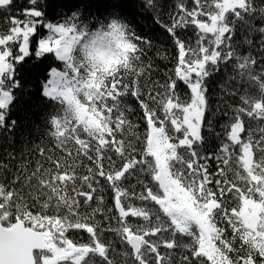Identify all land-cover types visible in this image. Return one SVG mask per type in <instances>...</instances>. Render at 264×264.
I'll return each instance as SVG.
<instances>
[{"label": "snow or ice", "instance_id": "obj_1", "mask_svg": "<svg viewBox=\"0 0 264 264\" xmlns=\"http://www.w3.org/2000/svg\"><path fill=\"white\" fill-rule=\"evenodd\" d=\"M13 3L0 0V11ZM99 6L103 18L93 12ZM163 7L162 0H29L16 15L6 13L0 134H13L9 143L18 127L9 119L16 92L32 90L20 66L51 54L62 67L51 66L39 82L40 94L56 105L45 133L54 147L22 134L15 171L0 162V177L8 173L0 179V264H117V257L122 264H264V126L245 120L264 122V0H192L191 7L177 0L167 23ZM137 16L151 17L169 34L175 57L163 48L155 55L174 59L173 67L160 69L147 57L154 44L136 33ZM189 27L194 45L178 34ZM222 65L213 107L208 82ZM156 72L162 79L152 78ZM128 96L138 113L124 103ZM134 114L143 133L129 118ZM211 137L218 144L208 151ZM83 159L92 167L81 176ZM101 179L112 192L108 209ZM130 179L135 183L123 187ZM92 203L91 213L82 212ZM113 208L117 215H110ZM105 212L107 228L93 222ZM74 231L87 233L89 242L71 239ZM106 233L116 241L106 244Z\"/></svg>", "mask_w": 264, "mask_h": 264}, {"label": "trees", "instance_id": "obj_2", "mask_svg": "<svg viewBox=\"0 0 264 264\" xmlns=\"http://www.w3.org/2000/svg\"><path fill=\"white\" fill-rule=\"evenodd\" d=\"M163 2V19L164 22H168V13L170 11H174L176 7L177 0H162ZM209 4L211 3V0H208ZM259 2V0H257ZM29 6V0H14L13 6L10 10L0 11V30L6 31L10 25H7L4 23V20L6 18V13L8 11L11 12L12 15H16L18 9H23ZM188 6H192V0H188ZM93 12L96 13V15L103 18L105 14V10L103 6H99L98 8H93ZM46 15L51 18L53 16L52 9H49ZM23 19V17H20ZM136 20L139 21L138 24H134L133 27L137 34L146 36L149 39L152 40L154 47L148 51L147 57L152 58L154 62V66H159L160 69H165V66L168 68H171L175 64V60H161L156 57L155 53L157 51V48H163L167 50V53L175 57L176 55V48L172 42L171 37L169 34L162 28L158 23L154 22L151 17H148L147 19H143L139 16L135 17ZM44 30L41 29V32ZM178 34L181 35L182 38H184L186 41H191V43L194 45L196 40V34L195 29L189 27L187 29H179ZM210 36V34H209ZM239 37H237L238 39ZM32 51L34 53L36 48L35 39H33L32 42ZM13 50L15 51V46H13ZM145 63H147V58H145ZM51 66H57L58 69H61L62 65L61 63L54 60L53 56L51 54H46L42 59L38 60L35 58L34 55H32L30 58H27L26 61L20 66L19 68V76L20 78L25 82V88L32 89L31 91H17L16 95L20 97L16 101V103L12 106V111L10 114L9 119H16L18 121V127L16 129V132L14 134V137L11 140V143L8 142L9 137H12L13 134H0V162L9 164V166L12 168L13 171H15L16 165H18L21 161L19 159V154L21 150L24 148L23 143V135H27L29 141L34 143H40L41 141L44 142V145H46L49 148H53L55 145V141L49 138L45 133L48 129V123L47 118L53 113L56 105L50 101L46 100L41 94L39 89V82L46 78V74ZM224 66H221V71L209 78V94L211 96V103L213 107L218 103V94L220 93V89L217 87V85L223 81L224 79ZM229 71L231 69L229 68ZM153 79H162L159 72L153 73L152 76ZM187 90L184 88L183 85H181V93L186 92ZM233 103H238V100H233ZM124 103L129 105L135 112L138 113V104L134 98L131 96L124 98ZM134 122L138 124V131L140 133H143L145 131L144 124L140 121L139 115H132L129 117ZM226 118L221 117L216 121V131H221L220 124L224 123ZM246 120V126L250 127H257L258 124L261 126H264V122L259 121H248V118L245 117ZM23 134V135H22ZM204 135L208 137V133L204 132ZM218 144V141L215 139V137H211L206 141V147L208 151H212L216 148ZM31 144H29V147ZM6 152H14L16 153L17 159L9 160L7 159L5 153ZM57 155H64L63 152L60 150H56ZM108 155H113L111 152L108 153ZM36 158H39L38 156ZM113 159H116L115 156H113ZM108 161L105 160L104 164L108 166ZM83 165L85 167H80L77 169L78 175H86L87 174V167H92L91 163L87 161L86 159H83ZM48 166L47 164L45 165ZM211 168L213 171H215L216 165L214 163L211 164ZM8 178V173L5 172L3 177H0V179ZM135 183L134 179H130L128 181L123 182L122 186L127 187L128 184ZM101 184L104 185L105 191L102 193L105 196V203L103 207L105 209L111 208L113 205V199H112V192L110 189L107 188L106 183L101 179ZM86 190V189H84ZM142 189L137 186L136 191L139 192ZM132 203L136 206H143L141 202L139 201H132ZM230 206H234L230 205ZM96 204L92 203L91 207H85L82 208V212L85 214L91 213L92 208H95ZM154 207L149 205L150 210ZM108 214L105 213H98L95 217H93V222L100 221L101 226L107 228L108 222L104 221V215ZM110 215H117L115 209L113 208V211ZM162 219H167L163 217V214L161 213ZM128 223L137 225V224H145L147 225L148 222L143 221L142 218H128ZM153 224H155V220L153 218ZM112 227H117L116 221L111 222ZM70 238L78 241L80 243H88L89 242V236L85 232H72L70 233ZM165 238H167V234H165ZM105 243L109 240L116 241V237L112 233H106L103 237ZM125 246H122L120 243H115V248L117 252H121L124 250ZM117 264H122V258L117 257Z\"/></svg>", "mask_w": 264, "mask_h": 264}, {"label": "rangeland", "instance_id": "obj_3", "mask_svg": "<svg viewBox=\"0 0 264 264\" xmlns=\"http://www.w3.org/2000/svg\"><path fill=\"white\" fill-rule=\"evenodd\" d=\"M57 67V66H56ZM58 68V67H57Z\"/></svg>", "mask_w": 264, "mask_h": 264}]
</instances>
